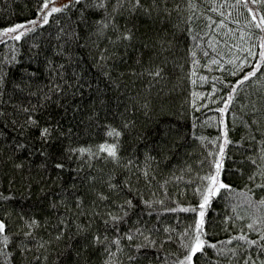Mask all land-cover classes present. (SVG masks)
Listing matches in <instances>:
<instances>
[{"label":"trees","instance_id":"16d2710c","mask_svg":"<svg viewBox=\"0 0 264 264\" xmlns=\"http://www.w3.org/2000/svg\"><path fill=\"white\" fill-rule=\"evenodd\" d=\"M38 2L42 0H0V26L39 17L40 13L36 11ZM86 2L87 0H73L75 7L69 6L67 10H62L47 24L37 23L28 40L25 41L24 51L18 52L14 63L10 65L5 58L12 59L11 45L17 42L5 40L0 36V65L10 71L17 83L20 73L22 71L26 73L28 69L34 71L42 82L46 78L54 79V74L50 75L44 63L45 57H51L54 65L58 63L64 66V80L73 79L79 74L80 79L75 91L65 97L54 98L61 101L66 99L67 104L61 102L42 105L40 104L42 97L39 94L33 95L34 88L13 92V84L10 81L7 90L0 94V107L5 108L10 118L13 112L19 111L16 107L19 103L39 106V109H43L37 116L41 123L44 122L46 114L55 118L62 112L66 113L63 117V125L64 128L71 129L72 135L68 139L57 138L51 148L53 152L58 148H66L68 140L72 141L74 147L77 144L85 146L96 144L103 140L106 138V129L100 125H103L105 120L117 125L122 119L134 121V127L126 132L123 141L127 144L142 135L143 139L138 142L141 152L146 145L159 142L167 129L169 141L175 143L173 151L169 153L170 159L163 161L159 167V175L153 182L156 192L152 198L157 201L162 199L163 207L169 209L175 208L177 201L185 205L198 203L193 197V185L189 182V178L196 180L197 173L207 171L209 164L219 156V145L224 143L223 130L227 126L229 139L224 147V155L220 157L223 160L221 172L222 178L226 183L231 184L232 188L222 189L221 193L214 197L206 212V217L213 221L212 224L207 225V238L216 242L223 251L217 253L215 249H209L208 255L216 256L221 264L229 258L232 264H244L245 254L251 253V258L256 260V264H260V261L264 260V256L261 255L264 253V248H260L259 244L264 243V240L258 241L257 245H246L238 233L243 231L251 239H256L258 233L255 229L261 225L255 223V220H260L261 212H264V207L254 208L247 202V191L252 187L248 177L256 170V165L250 157L259 158L260 149L264 147L261 144V132L254 131L264 128V120L249 127L248 125L252 123L249 109L253 100L264 103L259 100L260 97H264V73H258L254 79L250 78L249 81L237 86L238 92L233 103L227 106L228 111L219 112V108L223 106L222 100L230 91L223 81L234 82L241 72H246L250 67L243 65L239 72L233 75L236 70L231 63L232 57L243 58L247 55L246 52L241 51L243 44L241 49L235 47L236 44L241 43V29L248 31V26L243 23L248 16L247 10L242 5H235V0H223V2L215 0V5L213 0H193L196 7L173 9L170 15L160 11L159 14L154 12L151 17L142 12L132 16L126 14L118 16L119 26L123 28L127 23L134 27L136 37L127 49L122 44L113 47L106 38L99 41V48H104L108 44L110 52H126L123 59L117 60L112 70V76L117 79V85H114L95 67L96 60L93 57L98 55V49L93 48L91 43L86 45L83 40L85 23L91 25L89 28L91 30L96 27L91 22L98 20L102 15L99 9H91L83 14L81 9ZM143 2L150 3V0ZM168 3L186 5L188 0H168ZM230 5H233L232 12L228 13ZM216 8H219V11H216ZM85 15L86 22H84ZM188 15L193 17L191 22H187ZM208 17L212 19L209 20ZM221 20L223 24L219 23ZM237 20L241 23L238 24ZM71 32H79L80 38L75 39L70 35ZM107 34L116 35L115 30L111 28ZM96 39V35L93 34L91 40L96 41ZM161 39L170 42L165 53L168 63L164 76L155 78L153 82L154 78L147 74L133 75L130 71L131 67H136L137 73L140 72V66L134 63L137 54L144 53L143 61L146 64L149 52L145 50L144 45L159 47ZM244 43L254 44L256 41L245 38ZM57 48H63L67 55L56 51ZM37 50L40 53L38 59L29 56L30 51L34 53ZM152 50L155 51V48ZM217 59L224 63L223 69L216 64ZM250 59L254 58L250 57ZM209 61H212L210 65ZM111 62L109 59V63ZM205 65L209 66L205 67ZM212 77L217 79L213 80ZM73 83H76L74 79ZM213 83L216 84L215 91L212 89ZM201 92L205 95L198 94ZM193 100L197 103L194 104ZM143 101H147L146 106H142ZM93 111L96 112L94 119L91 118ZM23 131L27 137L25 146L15 154V162L24 161L21 171L13 167V159L4 158L9 155L15 143L24 139L21 137V129L13 127L11 123H0V148L5 149L4 153L0 154V219L5 220L6 230L11 233L7 247L4 252H0V264H7L3 258L5 252L12 253V257L15 258L13 264H19L21 261V253L16 245L21 242L22 232L28 231L21 214L24 217L34 214L41 220V226L34 234L25 238V242L34 247L28 251L27 256L23 257L24 264L29 262L53 264L57 249L64 253L65 248L63 243L57 244L55 241L43 247L39 244L40 240L48 241L51 238L49 229L57 215L55 209H49V201L53 198L60 200L61 186L77 184L83 191L85 186L82 181L86 175L92 173L85 167L78 179L76 172L78 160L73 158L67 161L65 169L59 172L62 179L56 180L53 184L47 177L55 178L58 170L53 166L52 160L46 162L47 169L41 167L42 157L36 152V149L41 147L39 140L36 139L39 135L37 129L32 127ZM213 140L216 142L213 143ZM127 151L126 149L122 155L127 154ZM29 153L33 154L29 155ZM76 156L78 157L79 153ZM29 173L31 181L28 180ZM159 181H167V183L161 186ZM28 183L31 184L30 196L27 194ZM165 187L167 192L164 191ZM42 188H47L48 191L41 192ZM53 191L57 193L55 197ZM9 192H12L11 197H8ZM85 204H88V198L85 199ZM64 208L65 206L61 205L60 211L63 212ZM5 212L8 213L7 216L4 215ZM73 214H75V205H73ZM161 216L164 223L173 225L193 219V213L184 209H177L175 213H161ZM177 216L180 218L179 221ZM46 217L51 218L47 226L43 224ZM225 217L229 219L225 220ZM88 218L81 216V221L86 222ZM152 218L155 219V214ZM249 223L253 224L252 229L247 227ZM95 227L104 230L100 218L97 219ZM85 242L90 245L87 250H84L80 241H77L76 251L81 252V258L86 257L87 264H104L106 255L103 249L92 245L90 240ZM164 250L176 252L177 245L166 244ZM232 250L236 252L234 257L231 256ZM112 251L116 260H121L125 255L116 254L114 248ZM147 254L152 257L155 250H149ZM159 258L157 257V260ZM194 259L197 260V264H209V261L200 254ZM64 264H80L75 258V252L66 256Z\"/></svg>","mask_w":264,"mask_h":264},{"label":"snow or ice","instance_id":"6c2138e0","mask_svg":"<svg viewBox=\"0 0 264 264\" xmlns=\"http://www.w3.org/2000/svg\"><path fill=\"white\" fill-rule=\"evenodd\" d=\"M110 4L111 7H109ZM213 4L215 5V0H213ZM235 5H242L247 10L248 16L243 20V23L248 26V31L241 29V43L235 45L236 49H241V44H243L241 51L246 52L247 55L243 58L232 57L231 63L236 70L233 75L235 76L243 65H249L250 67L246 72H241L234 82L223 81L224 84L228 85L230 91L226 93V98L222 100L223 106L219 108L220 113L228 111L227 106L233 103L238 92L237 86L249 81L250 78L254 79L258 73H264V0H235ZM69 6H76L73 4V0H42L36 6V11L40 13L39 17L0 26V36L5 40L10 39L17 42L11 45L12 59L5 58L7 64L14 63L18 52L22 53L24 51L25 41L28 40L29 34L37 23H49L50 19H55L56 15L60 14L62 10H67ZM182 7H196V5L193 0H188L186 5L179 3L169 5L168 0H150V3H145L143 0H87L85 6L81 9L83 14L91 9H99L102 12L98 20L91 22L96 27L89 30L91 25L85 23L84 29L83 40L85 44L91 43L93 48L98 49V55L93 57L96 60L95 67L100 70L103 76L107 77L114 85H117V79L112 76V70L117 60L123 59L126 52H110L108 51V44L104 48H99V41L106 38L113 47L122 44L125 49L133 42L136 37L134 27L126 23L125 27L121 28L117 23L118 16H125V14L132 16L142 12L144 15L151 17L154 12L159 14L160 11L170 15L173 9ZM232 7L233 5L228 7V13L232 12ZM216 11H219V8H216ZM192 19L193 17L188 15L187 22H191ZM208 19L211 20L212 18L208 17ZM86 20L85 15L84 22ZM236 22L241 23L239 20ZM177 23L179 24V20H177ZM219 23L223 24L224 22L221 20ZM109 28L115 30V36L107 34ZM93 34L97 37L96 41L91 40ZM70 35L75 39L80 38L79 32H71ZM245 38L249 41L255 40L256 43H244ZM169 45L170 42L163 39L159 41V47L144 45L145 50L149 52L148 61L145 64L143 61L144 53L139 52L134 63L140 66V72L137 73L136 67H131L132 74H147L154 78L153 82H155V78H162L168 63L165 53ZM29 48H31V45H29ZM153 48H155V51L152 50ZM56 51L64 53L63 48H57ZM64 54L67 55V53ZM29 56L38 59L40 53L38 50L34 53L30 51ZM250 57L254 59H250ZM109 59H111V63H109ZM44 63L47 65L50 75L54 74V79L46 78L43 82L40 81L34 71L28 69L26 73L24 71L20 73L19 82L17 83L10 71L0 65V94L7 90V86L11 81L13 92L34 88L33 95L39 94L42 97L40 100L42 105L60 104L61 102L67 104L66 99L61 101L54 98L57 96L65 97L68 93L75 91L80 79L79 74L73 77L76 81V83H73V79H63L65 73L62 64L57 63L54 65L51 57H45ZM193 63H196V61H193ZM211 63L212 61H209V65ZM216 64L221 69L224 68V63L219 59L216 60ZM209 65H205V67ZM73 71L75 72V69ZM120 74L122 75V73ZM202 79H206V77H202ZM212 79L216 80L217 77H212ZM212 89L215 91V83L212 84ZM198 94L205 95L203 92ZM259 100L264 101V97H260ZM8 103H11V101H8ZM193 103L196 104L197 102L193 100ZM251 104L252 107L249 109V113L252 123L248 125L249 127L260 124L264 120V103L253 100ZM146 105L147 101H143L142 106ZM16 107L19 111L13 112L10 118H8L9 113L5 111V108L0 107V123H11L13 127L20 128L21 137H24V139L15 143L9 155L4 157L5 159H13L14 168L23 171L24 161L15 162V154L25 146V139L27 138L23 129L35 127L39 134L36 139L41 144V147L36 149V152L42 157L41 167L47 169L46 162L52 160L53 166L58 170L55 178L47 177V179L52 180L53 184L56 180L62 179L59 172L63 171L67 166L66 162L73 158L78 160L76 167L78 179H80V173L85 167L92 173L86 175L83 179L82 183L85 186L83 191L77 184H69L67 187L61 186L60 200L53 198L49 201V209H55L57 215L49 229L51 238L48 241L40 240L39 244L43 247L45 244L51 245L55 241L57 244L63 243L65 248L64 253L57 249L53 264H64L66 256L72 252H75V258L80 264H87L86 257L82 259L81 252L76 251V247L77 241H80L82 248L87 250L90 245L85 241L88 240L92 245L103 249L106 255L104 264H121L122 261L123 264H154V261H156V264H197V260L194 259L197 254L207 259L209 264H221L216 256L210 257L208 255L209 249H215L217 253H221L223 250L218 247L216 242L207 238V225L212 224L213 221L206 217V212L210 208L214 197H217L222 189L230 190L232 188V185L226 183L222 178L221 172L223 160L220 157L224 155V147L229 139L227 126L223 130L224 143L219 145V156L213 159L207 171L197 173L196 180L189 178V182L193 185V197L198 203L185 205L177 201L176 207L169 209L163 207L164 201L162 199L157 201L152 198L156 192L153 182L157 180L159 167L163 161L170 159L169 153L173 151V144L175 143V141H169L167 129L162 134L159 142L146 145L141 152L138 142L143 139L142 135L127 144L123 141L126 132L134 127V121L122 119L117 125L105 120L104 124L100 125L106 129V138L103 140L87 146L77 144L75 147L72 146V141L68 140L66 148H58L56 152H53L51 148L57 138L68 139L72 135L71 129H66L63 125V117L66 113L62 112L55 118L46 114L44 122L41 123L37 116L38 112L43 109H39V106L34 107L19 103ZM95 116L96 112L93 111L91 118L94 119ZM254 131L261 132V144L264 145V128L254 129ZM215 142L213 140V143ZM126 149L128 150L127 154L122 155ZM4 151L5 149L0 148V154H3ZM77 153H79L78 157L76 156ZM32 154L29 153V155ZM250 159L256 165V170L248 177L252 187L247 191V202L254 208L264 207V191H261L264 190V147L260 149L259 158L250 157ZM28 180L31 181L30 173L28 174ZM166 183L167 181H159L161 186L166 185ZM47 191V188L41 189V192ZM164 191L167 192L166 187ZM27 194L29 196L32 194L30 183H28ZM56 195L57 193L53 191V197ZM11 196L12 192H9L8 197ZM257 196H259L258 199ZM86 198H88V204H85ZM61 205L65 206L63 212L60 211ZM73 205H75V214H73ZM233 207L235 208V205ZM177 209L191 211L193 219L191 221H180L177 225L164 223L161 213H175ZM153 214H155V219L152 218ZM4 215L7 216L8 213L5 212ZM81 216H88L89 218L86 222H82ZM69 217L72 218L69 219ZM261 217L260 220H255V223L261 225V227L255 229L258 233L256 239H251L243 231L238 233L241 239L246 242V245H257L258 241L264 240V212H261ZM98 218L101 219L104 226L103 231L95 227ZM21 219L27 226L28 231L22 232L21 242L16 245V248L21 253L19 264H24L23 257L27 256L28 251L34 247L32 244L26 243L25 238L34 234L35 230L41 226V220L34 214H30L28 217L21 214ZM50 219V217L44 218L43 224L47 226ZM228 219L229 217H225V220ZM177 220H180L179 216H177ZM247 227L252 229L253 224L249 223ZM10 237L11 233L6 230L5 220L0 219V252H4ZM228 239H232V237H228ZM173 243L177 245L176 252L164 250L166 244ZM259 247L264 248V243H260ZM113 248L116 254H125L121 260L114 258ZM149 250H155L152 257L147 254ZM235 255V250H232L231 256L234 257ZM261 255L264 256V253H261ZM157 257H160L159 260H157ZM3 258L7 261V264H13L15 260L11 252H5ZM45 259H47V253H45ZM243 259L244 264H256V260L251 258V253L245 254ZM223 264H232L231 258L223 261ZM260 264H264V260H261Z\"/></svg>","mask_w":264,"mask_h":264}]
</instances>
